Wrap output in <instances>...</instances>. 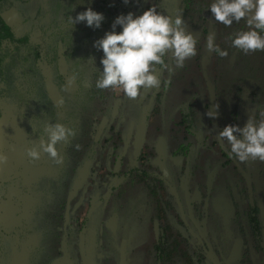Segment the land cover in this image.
I'll list each match as a JSON object with an SVG mask.
<instances>
[{"label": "rangeland", "instance_id": "rangeland-1", "mask_svg": "<svg viewBox=\"0 0 264 264\" xmlns=\"http://www.w3.org/2000/svg\"><path fill=\"white\" fill-rule=\"evenodd\" d=\"M172 1L129 0L125 4L123 0H5L0 15L14 32L29 35L27 46L30 48L63 38L67 47L77 45L85 53L93 52L95 61L88 65L99 76L103 54L93 43L111 30L114 19L129 12L141 15L152 6L159 12ZM211 3L212 0H194L192 9H179L187 30L201 47L206 46L207 38L203 27L213 34L214 42L222 41L219 36L223 34L231 37L237 31L247 30L243 20L227 28L219 25L207 10ZM87 8L104 15L99 29L70 22V17L75 18ZM170 9L174 16V4ZM116 30L120 31L119 26ZM224 46L228 52L226 57L209 58L208 63L206 57L210 56H203L199 62L197 53L186 59L182 68L175 67L169 53L166 64L172 72L165 68L160 78L159 102L151 88L141 89L135 99L123 93L116 96L111 88L97 89L96 76H93L94 82L90 81L93 91L87 90L81 73L69 85V79L74 76L70 69L66 83L55 79L56 84L50 90L37 70H33L29 92L24 94H34V100H39L45 90L56 109H38L39 105L29 108L23 104L19 111L5 108L1 112L0 155L6 161L0 163V212L4 203H14L17 215L8 224L0 223V264H232V261L233 264H264L263 254L256 250L252 240L244 244L243 239L250 237L247 232L243 236L241 227L233 221L238 211L247 209L246 197H242L247 194L252 195L263 216L264 162L249 160L223 168L218 147L219 140L226 141L219 138V129L231 125L230 113L238 87L245 95L244 88L254 81L263 87L250 66L259 65L264 51L245 55L232 44ZM203 69L208 70V83ZM165 80L172 85L163 96ZM214 85L223 126L218 116L213 119L206 115L207 111H216L217 101L211 94ZM91 95L93 98L88 102ZM61 98L63 104L57 105ZM185 102L194 107L203 139L200 144L203 152L190 160L193 174L189 179H185L179 165L175 166L181 164V159L174 156L176 146L184 143L186 135L177 125L178 108ZM261 103L255 105L253 100L250 105L248 101L241 106L240 114L247 119L252 117L256 123V119H261ZM155 105L157 114L144 127V115ZM55 123L76 133L67 142L56 145L63 162L55 164L42 151L39 159L32 160L27 151L33 147L39 149L41 138L47 139L43 125ZM189 137L194 144L197 136ZM162 140L169 151L161 170L167 167L170 173L164 177L160 193L134 196L130 193L141 192L143 185L133 187L135 183L129 181L123 189L125 193L118 194L116 200L102 199L109 189V169L117 157L124 155L129 162L134 149L141 145L155 160L158 156L155 145ZM77 144L79 150L74 147ZM152 168L153 172L161 173L154 165ZM245 179L256 180L259 188L250 189ZM169 194H174V199ZM160 196L165 199L163 211L153 216ZM166 225L170 226L169 252L173 255L157 261L152 248Z\"/></svg>", "mask_w": 264, "mask_h": 264}, {"label": "trees", "instance_id": "trees-1", "mask_svg": "<svg viewBox=\"0 0 264 264\" xmlns=\"http://www.w3.org/2000/svg\"><path fill=\"white\" fill-rule=\"evenodd\" d=\"M4 1L5 0H0V10L2 9L1 6ZM193 2L194 0H173L170 5L174 4L176 15L177 10L181 7H183L182 9L184 11L190 9ZM170 5H163L159 12L174 17L175 15L173 16ZM208 31L209 30L207 28H202V32L204 34H208ZM234 35L235 34H232L231 37H233ZM231 37L228 34H223V36H219L222 41L218 40L217 42H214V44L218 45L221 50H226V46H224V44H232ZM29 41V35H20L14 32L12 27L0 15V115L2 110H4L5 108H14L19 111L18 109H20L23 104H28L29 108H32L36 105H40L43 102V106H47L46 108L56 109L54 102L50 98L45 99L47 97L45 95V90H43V93L41 94L39 100H34V94H24V92H29V77L33 76L34 71L36 70L37 74L42 76L43 83L47 82V86L49 89H52L54 84H56L55 79L60 81L61 83H66V78H69L68 70L70 69V71H73V75H75V77H77L81 73V79L83 80L82 82L85 84L87 90L90 88V90L93 91V85L90 83V81H93V76H96V78H98V75L95 73L98 71L95 68H89L88 65L94 62L93 60L89 59L90 57L93 58V52L85 53V51L82 48L77 47V45L74 48L70 46L67 47L63 38L61 40H58L57 42L49 40L45 44L41 43L39 45H36L34 48H30L29 46H27ZM196 48L197 53H199V62L201 61L203 56H210L206 57L208 63L211 62L209 58L221 59L218 55L215 54V52L208 51L206 46L201 47V44H199L196 46ZM167 55L164 58L165 63H167ZM261 58L259 59V65H262V67H260L259 65L256 68L254 66H250L251 70H253V73L255 75L258 74L257 76L259 77V81H262L261 78L264 77L263 54ZM67 63H69V67H67ZM216 63V65H219L217 61ZM211 65L215 66L213 63ZM203 71H206L205 81L206 83H208L210 81L208 70L203 69ZM164 73L165 68L159 69L155 74L159 78H161L162 74ZM218 79L219 78H217V81ZM213 83H215V81H213L212 84ZM171 85L172 83L170 82L167 88H164L162 90L163 96L165 95V92L170 89ZM213 88L214 91H212L211 94L213 95V99L217 101L218 105V99L215 97V94H217L218 91L215 85ZM37 89L39 90V86ZM262 89H264V87L261 86L260 88V86L257 85V81H254L252 84H249L244 88V90L247 92V95L243 93L241 87H238V90L234 96L235 103L233 105V111L230 113V124H236L242 127L247 123L248 119L240 114V108L243 104H246V101L248 99L250 101L254 100L255 102L258 97L263 94ZM159 93L160 92H158V89H154L153 95L156 96L155 99L158 102L160 101V97L158 96ZM11 94H14L12 95V98L8 97ZM92 98V95L88 96L87 101L89 102ZM6 101L9 102L6 104ZM102 108L103 106L101 105V111ZM154 109L157 110L156 105L151 108V111L145 113L144 127H147L149 121L153 118V116L157 114L155 113L156 111H154ZM178 109L179 121L177 122V125L179 129H183V132L186 135L183 139L184 143L176 146V151L174 153L176 159H181V164H177L176 162V164H174L175 166L179 165V167H181L182 169V174L185 179H189L193 174V171H191L190 168V160H195V156L198 157L199 153L203 152L200 145L203 140L201 138L202 127L195 120L196 114L194 107L191 104H189L188 102L182 103ZM260 112L261 111H259V114ZM218 119L220 121V125L223 126L219 114ZM257 120L258 119H256V121ZM111 129H113V127ZM222 129H219V131H221ZM189 136H197L195 137L194 144L190 140ZM119 137L120 139L122 138L120 134L118 135V138ZM105 142L108 143L107 141ZM91 143L93 144L94 142L91 141ZM155 147L157 149L156 153L158 154L155 160L151 159V153H147V150L143 149L141 145L139 146V148L134 149V155H132L129 162L126 161L124 155L117 157V159L113 161V165H111V167L113 166V168H110L112 178L111 185L108 192L104 197H102V199H106L109 196L117 198L118 194L125 193L123 189L129 181H131L132 184L135 183L134 185H132L133 187L143 185V187L141 188V192L133 191L132 193H130L134 196H149L157 195L158 193H160L159 188H161V185L164 182L163 179H165L164 177L169 176L170 173V170L168 171L167 167L161 170V168H163L161 163H164V157L169 150L165 141L163 142V140L159 141V143H156ZM218 147L219 154L221 156L220 159L223 160L221 167L227 168L231 165L235 167V164H237L238 161L234 160V158H229L227 155L229 144L226 141L223 142L219 140ZM195 148L197 149V152L194 150ZM124 150H126V148ZM92 153H94L93 149ZM151 162L153 163L150 164ZM152 165L159 169L161 173L153 172L154 169L152 168ZM245 180L247 181L246 186H250V189L259 188V183L256 180L254 182L252 179ZM172 190L174 192V189ZM169 195L173 196L174 199V194ZM175 195L177 196V194ZM163 197L165 198V196ZM242 197H246L245 199L247 200V209H243V211L241 212L238 211L236 215H234L233 221L235 224H238L241 227V234L243 236H246L247 232V234L251 238H244V244L247 243L248 240H252L256 247V250H258L264 256V214L262 216V211L255 203L256 201L253 199L252 195L247 194L242 195ZM163 203H165V199H162L160 196L159 200L157 201V208L155 211H153V216H157L161 211H163ZM96 205L93 204V206ZM169 227V225H166L161 228L159 237L153 244L152 250L157 261L160 259L164 261L165 259H163V257L167 258L173 255V252H169ZM177 235L178 237H181L179 233H177ZM210 247H208V249H210ZM231 263L233 264V261Z\"/></svg>", "mask_w": 264, "mask_h": 264}, {"label": "clouds", "instance_id": "clouds-1", "mask_svg": "<svg viewBox=\"0 0 264 264\" xmlns=\"http://www.w3.org/2000/svg\"><path fill=\"white\" fill-rule=\"evenodd\" d=\"M128 2L123 0L125 4ZM207 10L219 25L226 28L233 22L244 21L247 30L237 31L231 37L233 48L245 55L264 51V0H212ZM179 13L178 9L174 17L168 16L152 6L138 16L132 12L118 15L111 24V30L93 43V47L103 54L95 87L100 90L111 88L116 96L123 93L127 98L135 99L141 89L160 88L161 80L155 74L159 69L167 68L168 72H172L164 59L168 53H171L176 68L184 67L186 59L197 55V39L187 30ZM69 19L72 24L84 23L95 30L101 27L104 15L87 8ZM117 26L120 31L116 30ZM214 39L213 34H207V50L221 58L226 57L227 50H221L214 44ZM89 59L95 61L92 57ZM74 79L75 75L68 84L71 85ZM169 83V80L164 81L165 89ZM62 104L63 98L57 101V105ZM218 108L219 105H216V111H207L206 115L217 118ZM260 116L262 118L256 123L249 117L244 127L231 124L219 132V138L226 140L230 146L227 151L229 158L241 163L249 160L264 162V111L260 112ZM43 132L47 134V139L41 138L39 149H29L27 156L36 160L42 151L60 165L63 160L58 155L56 145L67 142L70 136L74 137V129L55 123L43 125ZM74 147L79 150L80 145ZM5 161L6 157L0 155V163Z\"/></svg>", "mask_w": 264, "mask_h": 264}, {"label": "flooded vegetation", "instance_id": "flooded-vegetation-1", "mask_svg": "<svg viewBox=\"0 0 264 264\" xmlns=\"http://www.w3.org/2000/svg\"><path fill=\"white\" fill-rule=\"evenodd\" d=\"M262 79V81H261V83H262V85H263V87H264V77L263 78H261ZM49 89V88H48ZM51 90V89H50ZM264 89H262V92H263V94L260 96V97H258V99L255 101V105L257 104V103H259V102H262L259 106L261 107V109L264 111V91H263ZM47 98H49L48 96L45 98V99H47ZM248 101H250V100H248ZM247 101V102H248ZM246 102V103H247ZM41 105V106H40ZM39 106H38V109L40 108V109H49V108H46L45 106H43V102L40 104ZM250 105H252V101H250ZM51 110H54V109H51ZM4 110H2V112H3ZM10 111V110H9ZM20 129H21V127H20ZM14 137L16 138V136L14 135ZM107 142H108V140H107ZM0 147H1V145H0ZM126 147H124V149H125ZM124 149H123V151H124ZM109 171H110V169H109ZM111 182H112V178H111V171H110V175H109V183H108V185H109V187H110V185H111ZM109 190V189H108ZM108 190H107V192H108ZM109 198L111 199V200H116V198H114V197H112V196H109ZM93 203H94V201H93ZM9 204H11V203H4V205L2 206V209H1V212H0V223L2 224V225H5V224H8L10 221H12L13 219H15V217H16V215H17V209H16V206L14 205V203H12L13 204V206H14V209H12V207H10V205ZM95 204V203H94ZM99 204H101V203H99ZM96 205V204H95Z\"/></svg>", "mask_w": 264, "mask_h": 264}, {"label": "water", "instance_id": "water-1", "mask_svg": "<svg viewBox=\"0 0 264 264\" xmlns=\"http://www.w3.org/2000/svg\"><path fill=\"white\" fill-rule=\"evenodd\" d=\"M9 205H10V207H12V209H14V206L12 204H9Z\"/></svg>", "mask_w": 264, "mask_h": 264}]
</instances>
